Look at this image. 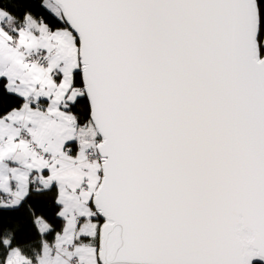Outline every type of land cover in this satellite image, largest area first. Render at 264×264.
I'll return each instance as SVG.
<instances>
[{"label": "snow or ice", "instance_id": "obj_1", "mask_svg": "<svg viewBox=\"0 0 264 264\" xmlns=\"http://www.w3.org/2000/svg\"><path fill=\"white\" fill-rule=\"evenodd\" d=\"M264 260V0H0V264Z\"/></svg>", "mask_w": 264, "mask_h": 264}, {"label": "water", "instance_id": "obj_2", "mask_svg": "<svg viewBox=\"0 0 264 264\" xmlns=\"http://www.w3.org/2000/svg\"><path fill=\"white\" fill-rule=\"evenodd\" d=\"M253 264H264V260L255 259L253 260Z\"/></svg>", "mask_w": 264, "mask_h": 264}]
</instances>
